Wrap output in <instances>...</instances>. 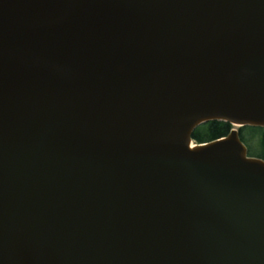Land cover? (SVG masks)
Listing matches in <instances>:
<instances>
[{
	"label": "water",
	"instance_id": "water-1",
	"mask_svg": "<svg viewBox=\"0 0 264 264\" xmlns=\"http://www.w3.org/2000/svg\"><path fill=\"white\" fill-rule=\"evenodd\" d=\"M264 0H0V264H264Z\"/></svg>",
	"mask_w": 264,
	"mask_h": 264
},
{
	"label": "trees",
	"instance_id": "trees-1",
	"mask_svg": "<svg viewBox=\"0 0 264 264\" xmlns=\"http://www.w3.org/2000/svg\"><path fill=\"white\" fill-rule=\"evenodd\" d=\"M231 126L224 122H207L197 127L192 133L195 144L208 143L223 137L230 132ZM240 139L248 150V155L264 161V129L242 128Z\"/></svg>",
	"mask_w": 264,
	"mask_h": 264
}]
</instances>
